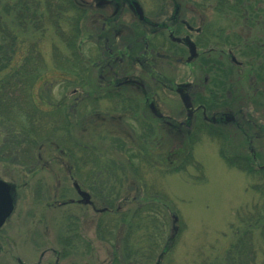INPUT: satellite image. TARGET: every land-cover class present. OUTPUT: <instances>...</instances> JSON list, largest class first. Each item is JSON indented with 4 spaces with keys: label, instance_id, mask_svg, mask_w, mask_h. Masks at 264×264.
I'll return each mask as SVG.
<instances>
[{
    "label": "rangeland",
    "instance_id": "obj_1",
    "mask_svg": "<svg viewBox=\"0 0 264 264\" xmlns=\"http://www.w3.org/2000/svg\"><path fill=\"white\" fill-rule=\"evenodd\" d=\"M5 1L1 0L0 5ZM197 1L204 17L210 21L214 19L215 26L247 40L256 36L264 38V0H246L251 7L256 2L258 6L257 14L253 9L248 10L246 24L241 15L234 19L235 13L212 12L206 5L214 0ZM37 7V14L43 11ZM67 10L63 17L70 19L73 12ZM256 15H259L257 23ZM65 22L64 19L60 22V29L66 30ZM57 27L45 24L34 32L26 30L22 34L19 31L14 59L0 71V79H6L10 71L19 77L24 66L40 55L44 66L32 84L25 90L22 88L23 100L30 102L32 97L37 103L36 113H44L37 122L41 128L39 134L51 136L53 142L47 141L40 150L36 146L33 155L22 152L24 143L6 151L9 130H22L24 117L18 111L22 100H16L12 111V106L5 108L0 101V146L7 152L0 151V178L14 185L13 211L0 230V264H215L223 261L225 250L239 235V229L249 228L253 230L250 237L256 248V260L264 263V245L257 228L240 219V215L252 212V207L262 206L264 202V175L257 169L264 159L261 155L254 160L248 172L230 165L220 155L222 149L231 158L251 156L250 148L256 145L249 144L243 133L212 136L199 130L186 137V146L176 151L173 146L178 140L166 138L163 128L157 129L152 121L148 132L136 125V118L126 123L134 129L130 137L122 135L117 122L114 127L107 123L108 128L104 130L97 120L90 123V130H85L87 120L84 116L93 103L73 100L74 95H69L72 89H76L75 94L82 95L83 87L79 81L75 83L72 66L77 67V63L71 57L65 59L68 46L56 33ZM83 48H90V43L84 41ZM262 61L264 65V59ZM261 73L264 82V69ZM253 74L255 79L252 80L259 83L256 70ZM252 80L246 78L243 82L245 96L251 92ZM11 90L4 91L1 87L0 100H9L10 95L22 96ZM242 101L247 110L260 111L261 100ZM98 102L101 107L105 103L104 100ZM164 102L174 108L170 112L183 108L181 100ZM160 107H163L162 100ZM163 111L168 112L167 109ZM152 126V131L159 135H152ZM37 141L43 143V138ZM74 142L81 147L79 153L73 147ZM65 148L79 155L78 170L68 168L72 162ZM138 149L146 151L147 161H128V155L137 153ZM91 153L97 157L95 162L90 160ZM188 153L195 165L189 158L188 162L184 161ZM91 167L97 174L102 168L110 169H105L97 180L89 177ZM94 179L106 184L89 185ZM74 182L87 192L90 203L79 195ZM106 186L113 188V192L105 189ZM94 189L111 192L109 195L116 200L115 206L110 207L112 211H99L103 205ZM115 209L119 212H114ZM130 219L135 224L139 222L141 228L135 240L133 238L134 253L127 259L122 254V245L117 246L118 242L109 240L106 234L110 232L108 236L114 234L121 238L129 230ZM100 224L105 226L104 230Z\"/></svg>",
    "mask_w": 264,
    "mask_h": 264
},
{
    "label": "flooded vegetation",
    "instance_id": "obj_2",
    "mask_svg": "<svg viewBox=\"0 0 264 264\" xmlns=\"http://www.w3.org/2000/svg\"><path fill=\"white\" fill-rule=\"evenodd\" d=\"M72 1L70 23L77 45L68 48L65 59L77 63L72 66L75 83L83 87L82 95L76 89L69 95L93 103L84 116L85 130L97 120L104 130L117 122L122 135L130 137L134 129L127 121L136 118V125L147 130L152 121L166 138L178 140L173 150L181 151L186 137L207 127L212 136L243 133L256 145L250 148V166L259 156L264 159V38L247 40L215 26L197 0ZM208 2H213L206 5L212 12L235 13L234 19L241 15L244 24L248 10L258 13L257 2L254 7L246 0ZM84 41L90 48H83ZM246 78L253 84L247 96ZM99 100L105 102L102 107ZM165 100H181L182 105L188 100L190 105L170 112L174 108ZM242 100H261L260 111L247 110ZM257 169L264 175V160Z\"/></svg>",
    "mask_w": 264,
    "mask_h": 264
},
{
    "label": "trees",
    "instance_id": "obj_3",
    "mask_svg": "<svg viewBox=\"0 0 264 264\" xmlns=\"http://www.w3.org/2000/svg\"><path fill=\"white\" fill-rule=\"evenodd\" d=\"M1 2V0H0ZM36 3V4H35ZM35 4V6H33ZM42 8L43 11H39L37 14L38 7ZM75 6L73 5L72 0H6L5 3L3 2L2 6L0 5V71L4 70L3 67L9 66L13 59L14 55L16 54L17 50V36L18 32L21 31L22 34H25L26 30H29L30 32H34L35 30L41 29L45 24H50L52 27L55 28V26H58L55 31L60 37V39L68 46V48L74 49L75 43H76V31L72 30V24L70 23V19H65L64 11L66 9L73 10ZM4 10V13L2 12ZM67 10V11H68ZM7 13V14H6ZM8 16V18L6 17ZM64 19L66 24V30L60 29L61 26H59L60 22ZM77 25V21L75 22ZM29 35V34H28ZM28 60V58H27ZM27 63V61H26ZM24 66V72L23 74H20V76H16L12 71H10L9 74H7L6 79H0V88L2 87L4 91L9 89H12V93L14 92H20L22 93L20 98L10 95L9 100H0L5 108H11L10 111L15 107L16 100H22L18 106V111L21 113V115L24 117L22 120V130H17L11 128L9 130V141H8V148L5 150H14L12 147H19L20 145H23L25 148L22 150V152L26 154H32L33 155V149L37 146L40 150L42 147H44V144L48 141L50 143H53L49 135H41L39 132L41 131L40 125H37V122L40 120L41 116L44 115V113H36L38 111V108L36 107L37 103L32 99L30 102L23 100V96L25 95L23 92V89L25 90L30 84H32V81L34 78L38 75V71L44 66V61L40 57V55H36L35 60L33 63H29ZM17 74V73H16ZM2 83V84H1ZM6 86V87H5ZM23 88V89H22ZM31 89V88H30ZM19 94V93H18ZM5 110V109H4ZM10 113V112H9ZM68 115V114H67ZM27 120H26V119ZM34 118V119H33ZM69 122V121H68ZM68 129V126L66 127ZM200 129L209 132V130L206 127H200ZM12 131V132H11ZM67 131V130H65ZM38 138H43V143H40L37 141ZM2 143L5 144V140L3 139ZM73 147L76 149V152L79 153L81 147L77 143H72ZM55 145V144H54ZM58 145V144H57ZM28 150H25L27 147ZM3 149V146H0V151L4 154H7V152ZM64 152L69 155L70 161L72 162L68 168L78 170L79 167H77V164H79L80 158L79 155L77 156L76 153H73L69 149H64ZM75 154V155H74ZM220 155L221 157L230 165L235 166L238 169H244L248 172L251 169L250 162L251 159L249 156L244 154L241 155H235L232 158L225 153L222 149H220ZM91 158L90 160L96 161L97 157L94 156L92 153L90 154ZM96 157V158H95ZM147 153L146 151H142L138 149L137 153H132L128 155V161H132V159H137L138 161H147ZM192 162V165H195L196 162H194L192 156L190 153L186 155L184 158V161ZM183 161V163H184ZM130 163V162H129ZM133 164L135 162H132ZM130 167V164H128ZM134 166L137 169L136 164ZM105 169L110 168H102L100 172L97 174L93 172V167H91V172L89 173V177L94 176L93 178H98L103 175V172ZM121 170L124 169L123 165H121ZM252 170V169H251ZM113 171V170H112ZM95 173V175H94ZM258 173L260 174V171L258 170ZM106 176H109L106 174ZM97 180H93L92 182H89V185H96L102 186L103 183H98ZM106 184V183H105ZM108 191H112L113 188H110L108 186L105 187ZM95 196H98L100 198V202L103 205L102 207H106L107 211H112L110 209L113 203L116 201L114 197H111L109 194L111 193H104V191L99 189H94ZM113 192V191H112ZM264 201V200H263ZM255 207V208H254ZM252 207V212L246 213L244 215H240L241 221H246L247 225L255 226L258 230V234L260 236L261 241L264 245V202L262 206H254ZM119 208V207H118ZM122 209V208H121ZM114 212H119V210H114ZM131 224H129V230L125 232V235H122L121 238L115 237L114 234L110 237L108 236L109 233H104L107 235L109 240L114 239V242L116 241L117 246H120L122 248V254L123 256L126 255L127 259H129V256L132 255L135 250L136 243H134L133 238H135L138 235V230L141 228V224L139 222L134 223L133 219L131 221ZM134 223V224H133ZM139 223V225H138ZM108 226V224H106ZM111 225V224H110ZM102 230L105 229V226L102 224L99 225ZM115 225H113L114 227ZM100 230V231H102ZM98 230V232H100ZM253 233L252 228L249 229H239V235L236 236V238L231 242V244L228 246V248L225 250V258H223V261H216L215 264H264V263H258L256 260V248L254 244H252V240L250 237V234ZM103 234V236H104ZM147 235H145L146 237ZM149 237V236H148ZM146 238V240L148 239ZM64 238L62 239V241ZM151 240V236L148 239ZM113 245L114 247L116 246ZM154 243L151 242V246ZM153 249V248H152ZM167 250V249H166ZM166 250L163 251V253L166 252ZM169 250V247H168ZM119 252V251H118ZM162 252V251H161ZM160 252V256H161ZM264 254V250H263Z\"/></svg>",
    "mask_w": 264,
    "mask_h": 264
},
{
    "label": "water",
    "instance_id": "obj_4",
    "mask_svg": "<svg viewBox=\"0 0 264 264\" xmlns=\"http://www.w3.org/2000/svg\"><path fill=\"white\" fill-rule=\"evenodd\" d=\"M185 107H189L188 100H182ZM13 189L14 186L2 179H0V226L8 217L13 208ZM85 201L88 202V196L85 192H80Z\"/></svg>",
    "mask_w": 264,
    "mask_h": 264
}]
</instances>
